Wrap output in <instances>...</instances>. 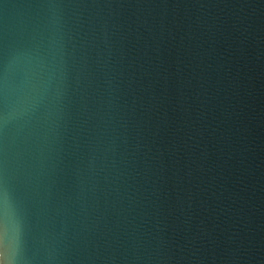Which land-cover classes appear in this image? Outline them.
<instances>
[{
    "label": "water",
    "instance_id": "obj_1",
    "mask_svg": "<svg viewBox=\"0 0 264 264\" xmlns=\"http://www.w3.org/2000/svg\"><path fill=\"white\" fill-rule=\"evenodd\" d=\"M0 264H264V0H0Z\"/></svg>",
    "mask_w": 264,
    "mask_h": 264
}]
</instances>
